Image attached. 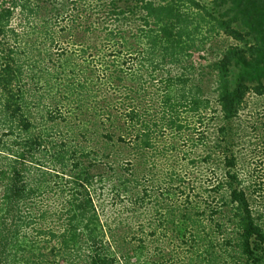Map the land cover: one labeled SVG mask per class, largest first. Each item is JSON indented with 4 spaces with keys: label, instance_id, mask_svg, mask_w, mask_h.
I'll use <instances>...</instances> for the list:
<instances>
[{
    "label": "trees",
    "instance_id": "16d2710c",
    "mask_svg": "<svg viewBox=\"0 0 264 264\" xmlns=\"http://www.w3.org/2000/svg\"><path fill=\"white\" fill-rule=\"evenodd\" d=\"M260 68L264 0H0V264H264L229 146ZM186 111L224 141L190 186Z\"/></svg>",
    "mask_w": 264,
    "mask_h": 264
},
{
    "label": "rangeland",
    "instance_id": "374dc122",
    "mask_svg": "<svg viewBox=\"0 0 264 264\" xmlns=\"http://www.w3.org/2000/svg\"><path fill=\"white\" fill-rule=\"evenodd\" d=\"M229 41H224L221 45V48L226 46ZM213 44H209L207 48L214 49ZM219 48V49H221ZM218 49V50H219ZM215 50L208 51L207 53L210 58L215 57ZM220 54V53H218ZM247 59H250L248 56ZM242 64H237L233 67V75L232 77L237 78L238 73L241 72ZM236 73V75H235ZM259 78L257 79H248L245 82L251 85H257L259 82L264 83V69L260 68L259 73H257ZM209 92L207 95L214 96L213 88H207ZM207 116L203 118L200 122L197 123V128L195 127V119L193 115L186 111L183 114L184 122L191 124V128L185 129L187 133L197 132L198 130H204L205 133L210 136L209 144L204 145L200 144L198 147H192V143L185 142V139L178 138L176 139L177 150L174 153V157H166L161 161L163 163L170 162L176 169L180 168L183 170V179L186 184H201L205 181L207 176L205 173H202L201 169H206L208 167H212V164H205L202 162L203 155L206 152H219L213 150V141H222L221 137L218 135V125L216 121L211 120L212 111L207 112ZM193 118V119H192ZM196 128V131L193 129ZM232 131V132H231ZM231 137H230V145L232 147L234 155L238 156L239 166L241 168V172L243 174V178L245 179L246 184L251 185V189L257 187L258 192L256 193L255 198V206L257 209H264V94H257L254 90L249 91L245 97L242 104V108L240 109L237 120L231 123ZM193 138H197L193 136ZM126 158H128L131 154L130 150L125 149ZM197 165L191 163L192 158H196ZM216 158H219V155H216ZM180 160V161H179ZM146 163V172L148 170ZM211 178L212 175L210 174ZM197 192V191H196ZM105 194H111L109 192ZM106 207L109 208L113 205V201L110 197H106ZM180 202V201H179ZM125 217V214H122Z\"/></svg>",
    "mask_w": 264,
    "mask_h": 264
}]
</instances>
